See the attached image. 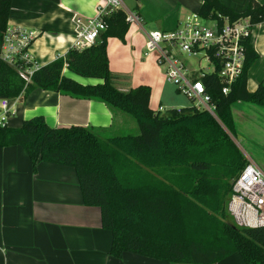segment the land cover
Returning a JSON list of instances; mask_svg holds the SVG:
<instances>
[{"label":"trees","instance_id":"trees-1","mask_svg":"<svg viewBox=\"0 0 264 264\" xmlns=\"http://www.w3.org/2000/svg\"><path fill=\"white\" fill-rule=\"evenodd\" d=\"M198 14L264 21V4L249 0L237 13L220 0H202ZM13 0H0V50L9 26ZM106 30L96 43L71 48L64 58L41 66L31 82L0 58V99L27 98L33 91H55L76 99L96 100L131 116L139 133L101 136L90 128H51L44 117L20 128L0 126V149L21 147L34 171L38 161L75 169L84 204L101 211L102 228L111 232V255L125 253L167 264H218L239 254L246 264H264V227H239L227 211L233 183L248 164L235 142L231 106H264V86L247 88L248 73L258 59L248 43L242 76L230 92L215 75L204 79L216 105V118L193 106L164 113L150 109L151 89L122 92L110 70L108 40L125 43L130 26L123 11L104 16ZM102 80L82 85L64 75Z\"/></svg>","mask_w":264,"mask_h":264},{"label":"crops","instance_id":"crops-1","mask_svg":"<svg viewBox=\"0 0 264 264\" xmlns=\"http://www.w3.org/2000/svg\"><path fill=\"white\" fill-rule=\"evenodd\" d=\"M256 1L264 4V0ZM124 2L128 9L140 13L145 25L143 30L140 26L130 27L125 43L117 38L108 40L115 86L122 92L149 87V106L153 111L159 107L165 111L185 108V104L173 98L168 89L172 84L166 81L163 69L154 58L145 57V28L150 25L160 31H173L198 13L203 1ZM220 2L237 13L245 12L249 4V0ZM95 16L96 0H13L9 27L19 26L37 33L31 52L41 67L64 58L73 47L82 28L77 18L86 23ZM251 40L258 59L249 70L247 88L255 92L261 84L264 86V21L254 26ZM64 75L85 86L103 83L76 76L67 69ZM6 100L11 110L7 126L10 128H20L23 121L42 116L51 128L80 126L101 136L135 133L138 129L131 116L96 100L40 89L27 98ZM231 112L240 137L246 135L247 142L250 135H262L260 139H264V106L239 101L231 106ZM244 126L251 128L245 135L239 131ZM249 157L264 172V161ZM111 247L112 234L102 228L100 209L84 204L74 168L40 160L34 171L30 157L21 147L0 149V264H167L130 253L116 259L111 255ZM218 264L246 263L235 254Z\"/></svg>","mask_w":264,"mask_h":264},{"label":"built area","instance_id":"built-area-1","mask_svg":"<svg viewBox=\"0 0 264 264\" xmlns=\"http://www.w3.org/2000/svg\"><path fill=\"white\" fill-rule=\"evenodd\" d=\"M110 11H123L130 27L140 26L143 30V17L128 9L124 0H96L94 18L86 23L77 18L82 28L72 48L82 50L94 45L107 28L104 16ZM254 26L247 16L205 18L196 13L173 31L146 32L144 55L155 59L177 94L188 98L197 110L216 118V105L204 79L215 75L223 84V94L230 92L243 74ZM37 38V33L19 26H8L3 37L0 58L15 68L27 83L40 68L31 52ZM0 109V126L7 127L11 115L9 102L2 101ZM158 112L165 110L159 107ZM227 211L239 227H264V172L253 162H249L234 181Z\"/></svg>","mask_w":264,"mask_h":264},{"label":"rangeland","instance_id":"rangeland-1","mask_svg":"<svg viewBox=\"0 0 264 264\" xmlns=\"http://www.w3.org/2000/svg\"><path fill=\"white\" fill-rule=\"evenodd\" d=\"M237 10H240L238 7H237ZM184 12H187V11H184ZM183 12V13H184ZM193 11H189V14H191ZM144 25H145V22H144ZM153 30H158L157 27H152L150 25H147V27L145 28V31L146 32H150V31H153ZM145 34V33H144ZM146 36V35H145ZM1 48H2V45H1ZM1 52V50H0ZM204 64V63H203ZM72 74V73H71ZM77 76V75H76ZM168 89L171 91L172 95H173V98L176 100V102H179V104H185L186 106L185 107H189V106H192V103L191 101L186 98L185 96L183 95H179L176 93L175 91V87L172 86V85H169L168 86ZM133 119V118H132ZM135 121V120H134ZM248 130H251L250 127L248 126H244V127H241V129L239 131L243 132L244 135L245 133H247ZM258 130V129H257ZM253 131L256 132V130L254 129ZM134 131H127L126 133L124 134H137L139 133V128L137 129V131L135 133H133ZM237 133V131H236ZM110 136V135H109ZM264 136V135H263ZM259 137V138H258ZM262 137V135H250L249 137V142H247V137L245 135V137H240L238 135V133L236 134V137H235V142L237 143V145L239 146V148L241 149L243 155L245 156L246 160H247V163L249 162H253L249 155L250 156H253V157H257L258 160H261L264 161V139H260ZM260 139V141H259ZM248 146V148H247ZM248 149V151H247ZM233 222H235L232 218H230ZM236 223V222H235Z\"/></svg>","mask_w":264,"mask_h":264}]
</instances>
